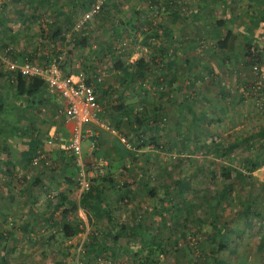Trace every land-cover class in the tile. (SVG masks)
<instances>
[{
    "label": "rangeland",
    "instance_id": "374dc122",
    "mask_svg": "<svg viewBox=\"0 0 264 264\" xmlns=\"http://www.w3.org/2000/svg\"><path fill=\"white\" fill-rule=\"evenodd\" d=\"M70 1L66 0L65 4ZM169 1L107 0L103 11L100 10L103 13L99 11L88 21L102 28L109 25L112 28L116 17L109 16L108 11L111 13L118 5L123 8L136 5L141 11L140 24L116 31V36L112 33L114 40L136 49L135 56L152 54L163 35L173 40L164 58L166 71H175L173 82H168L174 90L173 95L155 97L150 92L145 97L150 101L166 102L162 108L163 127L174 117L179 125L169 131L164 127L154 140L150 134L154 128L141 132L147 142L141 145L136 139L137 147L141 149L139 155L130 154L128 161L113 167L121 168L118 173L122 174L141 173L143 176L140 177L147 185L168 189L167 193L158 191L147 198L142 193L144 183L139 181L142 191L138 200L134 203L123 194L115 208L114 221L140 222L144 229L154 231L153 234L141 239L139 234L120 237L117 242L109 243L108 253L99 254L97 249L88 248L92 245H88L93 231L91 223H80L75 227L77 230L65 224L63 231L67 235L63 238L37 233L30 241L19 240V246L13 247L12 251L7 250L11 240L0 241L1 247L3 245L0 264H210L197 258L208 255L209 247H215L220 240L229 244L219 252L216 264H234L242 256L247 258L244 264H264V93H260L264 91V63L259 62L258 68L252 67L250 75L242 79L241 88L228 95L226 108L219 111L223 104L219 89L224 83L217 69L223 65L216 63L219 49L213 38L204 35L203 24L213 20L212 27L218 26L225 18L233 16L227 17L224 13L223 0L214 2L215 14L209 17L203 15L201 8L205 0H171V9L176 14L171 23L170 10L160 7ZM51 2L56 4L57 0ZM72 3L81 6L79 1ZM245 4L246 1L237 6L240 12L247 7ZM197 9H201L200 13L191 15ZM238 16L235 22L242 25L245 17ZM79 17L80 14L72 17L73 27ZM172 27L179 29L176 32ZM155 28L159 35L152 34ZM101 40L93 37V43L99 44ZM192 54L195 61L185 63L184 57ZM153 64L150 62L149 65L154 68ZM206 65L211 66V73L204 68ZM135 110L141 112L139 115L143 113L141 107ZM165 132H172V143L167 139L170 135L164 136ZM124 179L117 186L119 189L133 181ZM123 199L127 200L126 208L119 206ZM247 201L253 212L243 214L240 209ZM216 202L218 211L212 213L209 206ZM154 207L156 210L152 214ZM134 209L139 210V216L133 217ZM9 214L7 218L11 222L14 219ZM178 218L181 220L179 232L169 235ZM235 234L241 241L232 240ZM107 238L97 240L99 244H107ZM13 243L16 245L15 241ZM99 244L97 242L95 246ZM16 251L18 255L14 254ZM147 254L152 256L149 263L143 260Z\"/></svg>",
    "mask_w": 264,
    "mask_h": 264
},
{
    "label": "crops",
    "instance_id": "0c3cea01",
    "mask_svg": "<svg viewBox=\"0 0 264 264\" xmlns=\"http://www.w3.org/2000/svg\"><path fill=\"white\" fill-rule=\"evenodd\" d=\"M65 1L57 0L54 4L51 0H0V48L4 49L6 46L13 48V57L18 62H22L25 58L43 61L58 56V65L63 75L87 72L94 84L100 110L94 120L83 126L82 157L85 163L105 159L108 169L112 159L116 160L114 166L116 163L123 164L128 161L132 151L118 135L113 134L102 124L107 123L110 127L117 128L137 146V141L142 139L137 138L138 123L130 125L126 123L125 120L128 117L132 119L133 114L125 115L124 109L127 106L134 112L137 107L151 104L150 99L145 97L150 92L155 97L165 94L173 95L174 90L168 82H173L175 71H166L165 56L162 57V55L156 59L155 64L152 63L154 68L149 66L148 69H144L143 79L113 66V60L117 59L115 58L117 56L123 60L124 64H129L138 57L134 55L136 49L117 42L112 35V33L115 36L118 35L116 31L121 32L122 29L137 26L141 11L136 5L125 8L123 5L122 7L118 5L120 8H113L111 13L108 11L109 16L111 14L112 17H116L112 28L110 25L102 28L98 24L88 22L89 25L77 29L73 27L72 17L81 14L84 8L78 4L76 6L72 1L74 3L79 1L81 5L90 4V1L71 0L67 4ZM245 1L247 7L240 12L237 6ZM172 2L170 0V4ZM214 2L216 0L204 1L201 6L204 9L203 15L209 17L215 14ZM222 4L226 16L232 15L233 18H225L222 24L214 27L211 20L203 24L205 26L203 33L214 40L218 37H226L228 31L231 33L227 45L224 44L223 48L218 46L220 55L216 62L223 65V68L219 66L220 70H218L219 67L217 69L224 83L219 89L222 92L223 103L219 111L223 112L227 106L228 95L231 96L233 92L240 89L243 84L242 79L250 75L249 66H246L244 62L245 47L248 43L257 49L261 56L260 62L264 63V0H223ZM169 10L172 23L175 21L176 14L171 7ZM200 10L192 11L191 15L199 14ZM238 15L245 17V21L242 19V25L235 22V17ZM173 29L177 32L179 28ZM94 36L102 38L99 44L93 43ZM166 36H161L162 41L156 49L164 46L169 49L172 46L173 40L166 39ZM213 39L211 41H214ZM184 59L185 63H191L195 61V55L192 54ZM204 68L209 73L212 72L211 66L206 65ZM98 75L100 79H97ZM14 77L15 74L5 68V63L0 60V180L2 181L0 241L11 240L9 248L7 247V250L11 251L13 247L19 246V240L30 241L37 233L45 237H66L63 226L75 223L69 210L79 198L76 181L77 164L73 152L64 147L71 139L73 123L63 112V99L57 93L49 92L45 84L31 95H18L13 84ZM154 100L155 103L160 99ZM165 104L166 102H160L161 107ZM122 114H124L123 121L117 122ZM163 116L161 112L160 120L151 122L153 126L150 128H154V131L150 134L157 136L164 127L166 130L177 128L179 125L177 117L172 118L174 120L163 127ZM155 128H158V131H155ZM90 132H94L96 138V146L93 149H91ZM166 135H170V138H167L169 141L172 138V132H165L164 136ZM172 141L174 140L171 139V143ZM39 151L45 156L34 163L33 157ZM118 170L120 168L111 170L117 182L122 183L124 178L137 180L119 190L106 184L107 188L104 189L103 195L104 205L111 209L110 214L113 220H115L114 211L120 196L126 194L127 199L135 203L141 193L139 181L143 183L142 180H145L140 177L143 176L141 173H134L135 171L121 174L122 180H120ZM152 187L156 194L158 191L167 193L168 190H160L156 185ZM9 212L14 219L11 222L7 218V215H10ZM138 212L139 210L134 209L131 213L134 217L137 214L140 215ZM78 215L82 219L79 224L92 223L81 208L78 209ZM9 223L12 225L9 226ZM111 223L105 222L102 229L107 231L106 225ZM173 227L169 235L179 232L177 224L174 223ZM152 232L154 231L138 227V230L131 235L139 234L141 239L144 236H151ZM2 248L3 245L2 247L0 245L1 254ZM14 254L18 255V252Z\"/></svg>",
    "mask_w": 264,
    "mask_h": 264
},
{
    "label": "trees",
    "instance_id": "16d2710c",
    "mask_svg": "<svg viewBox=\"0 0 264 264\" xmlns=\"http://www.w3.org/2000/svg\"><path fill=\"white\" fill-rule=\"evenodd\" d=\"M91 1V0H90ZM154 3H159L160 0H151ZM89 2V1H88ZM162 1H160L161 3ZM165 5H160V7L162 8H166V9H170L171 5H170V1L168 3L164 2ZM84 7V10H86L89 7V3L88 4H82ZM81 5V6H82ZM105 6V5H104ZM104 6L102 7V11L104 9ZM159 7V5H158ZM172 11V10H171ZM101 12V11H100ZM118 30V29H117ZM152 34H156L159 35L158 29L155 28V30H153ZM231 35L230 31H228L227 36L224 38H220L218 37L215 40V46H219L221 48L224 47V44L227 45L228 43V39L229 36ZM164 36V35H163ZM169 37L166 36V39H168ZM218 47V48H219ZM167 46H164L163 48H158V49H154L152 54L150 55H140L138 56L134 61H132L129 64H124L123 60L117 56L113 60V66L117 69L122 70L123 72L126 73H130L134 76H140V78L143 79L144 77V69L145 68H149V62H152L155 64L156 59L162 55L166 56V51H167ZM260 53L257 52L256 48H253L250 43H248L245 47V53H244V62L246 66H249V71H251L252 67L254 68H258L259 67V62H260ZM261 63V62H260ZM141 79V80H142ZM143 81V80H142ZM14 86H15V91L18 95H31L35 92H37L43 85H44V81L39 78V77H35V76H24L20 73L15 74L14 77ZM167 93V92H165ZM261 94H263V91H260ZM186 97H183V100ZM152 103L148 104V105H143L141 108L143 110L142 114H138V112L140 111H134L131 108H128L126 106V108L124 109L123 113L127 116H130V114H133V117H131L132 119H130L128 117L127 120H125L126 123H128L129 125L132 123H138V135L137 138L139 139L140 137L142 138L140 142L141 145H145L146 144V139H144L141 135V132H145L146 129L149 131L150 127H152L151 122H157L160 120V115H161V109L164 107H161L160 102L161 100H158L154 103V101H151ZM190 107V105H189ZM141 113V112H140ZM124 114H122L120 116V119L117 120V122H121L123 121V116ZM151 126H150V125ZM153 130V128H151ZM155 134L151 135L152 140L155 138ZM264 144V143H263ZM116 160L112 159L110 161V165L109 168L106 170V172L104 174H98L95 176H92L90 178V186L84 190L81 191L79 198L77 201H75L71 207H70V212L72 213L75 223H73V225H69L70 227L74 226V229L77 230V225L79 224V222L82 221L81 217H79L78 215V209L81 208L84 213L85 216L87 217L88 220H92V227H93V231L91 232V239L90 241H88V245H89V250H96L99 254H103V253H108V245L109 243L113 244L115 241L117 242V240L120 237L123 236H131V234H133L136 230H138V227H142L140 222H131V223H124V222H114L112 215L110 214L111 209H109L108 207H106L104 205V189L107 188L106 184H108L110 187H112L113 189L115 188L116 190H119L117 179H115V177L113 176V173L111 172V170H113L114 167V163ZM124 167L126 168V166L124 165ZM127 170H129V168H126ZM118 173V172H117ZM135 173V172H134ZM119 174V178L120 180H122L121 176V172L118 173ZM137 179H135L136 181ZM119 181V180H118ZM134 180L132 182H135ZM144 184L142 185V189L144 190L142 193L144 195V197H150L153 196L155 194V190L152 186L147 185V182H143ZM142 191V190H141ZM173 193V192H172ZM175 193V192H174ZM122 198V195L120 197V199ZM250 202V201H249ZM249 202L247 201L246 204H244L245 206L241 207L240 210H242L241 212L244 213H251L253 212V210H249ZM175 206V205H174ZM177 208V207H176ZM210 210L212 211V213L218 211V204L213 203L212 205L209 206ZM154 210H156V208L154 207L152 209V214L154 213ZM113 221V223H111ZM211 221H214L213 218H211ZM105 222H110L111 225H106L108 227V230L105 231L103 230V226L105 224ZM175 224H177V226H179L181 224V220L178 218L175 220ZM76 230H74L73 233L76 232ZM72 233V234H73ZM224 236H227V234H225ZM107 238V244L101 243L97 240V238ZM226 238V237H224ZM103 240V239H102ZM237 240V241H241L239 236L234 235L233 239ZM106 241V240H105ZM98 242V246H95V243ZM144 242V241H143ZM228 241H224V240H220L217 242L215 247L210 246L207 253L208 255H199L197 259L201 260L202 262H209L210 264H216L217 262V256L219 254V252L221 250H223L224 248H226L228 246ZM94 245V246H93ZM142 245V244H141ZM139 244V246H141ZM163 249V248H162ZM153 251L151 250V253ZM152 259L151 254H147L145 255L144 259L146 263H149V260ZM156 259H158V255H156ZM246 256H242L241 259L238 260V262L234 263V264H244V262L246 261ZM208 260V261H207Z\"/></svg>",
    "mask_w": 264,
    "mask_h": 264
},
{
    "label": "built area",
    "instance_id": "2783aa9c",
    "mask_svg": "<svg viewBox=\"0 0 264 264\" xmlns=\"http://www.w3.org/2000/svg\"><path fill=\"white\" fill-rule=\"evenodd\" d=\"M106 1L107 0H93L90 6L80 14L74 26L78 29L82 28L101 10ZM13 54V48L10 46H6L4 49L0 48V60L5 63V68L14 74L20 73L27 77L35 76L41 78L49 92L57 93L63 99V112L66 118L73 123L71 139L64 147L74 154L77 164L76 181L80 195L82 190L90 186V178L92 176L104 174L107 170V161L105 159H100L92 163H85L82 157L81 140L83 136V126L94 120L100 110L94 84L90 80L87 72L84 71H80L73 75H63L58 65V56L43 61L25 58L22 62H18L13 57ZM97 79H100L99 75ZM102 125L113 134L118 135L120 140L131 149V154L133 156L139 155L137 146L131 143V141H129V139L117 128L110 127L107 123H103ZM94 136V132H90L91 149L96 146V138ZM44 156V153L39 151L33 157V162L37 163ZM127 204L126 199L119 201L120 207L126 208ZM123 222L126 223L127 221L125 220Z\"/></svg>",
    "mask_w": 264,
    "mask_h": 264
}]
</instances>
